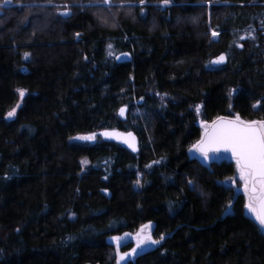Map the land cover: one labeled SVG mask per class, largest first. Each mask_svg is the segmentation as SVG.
<instances>
[{"label": "trees", "instance_id": "trees-1", "mask_svg": "<svg viewBox=\"0 0 264 264\" xmlns=\"http://www.w3.org/2000/svg\"><path fill=\"white\" fill-rule=\"evenodd\" d=\"M197 104L207 122L264 120V0L0 4V264H115L112 237L150 222L165 238L126 264H264V232L221 182L235 161L188 154ZM106 129L137 151L74 139Z\"/></svg>", "mask_w": 264, "mask_h": 264}, {"label": "snow or ice", "instance_id": "snow-or-ice-1", "mask_svg": "<svg viewBox=\"0 0 264 264\" xmlns=\"http://www.w3.org/2000/svg\"><path fill=\"white\" fill-rule=\"evenodd\" d=\"M104 3H109L110 0H103ZM171 0H161L163 6H167ZM10 0H0V4H8ZM140 4H144V0H140ZM23 7V5H21ZM143 12V9H142ZM61 15H70L68 6L65 5V11ZM107 21H105L106 23ZM115 26V25H113ZM79 35V34H77ZM213 37L218 36V33L213 31ZM243 39V37H242ZM242 46V45H241ZM111 49L112 45L109 44ZM29 54H25L27 58ZM109 55H112L109 52ZM224 60V56H220L214 63H220ZM19 95L24 96L25 90L18 89ZM259 102H257L258 104ZM255 107V105H254ZM199 111L200 106H196ZM124 109H120V114H124ZM15 115V109L8 113L9 117ZM103 135H116L117 137H125L124 142L129 144V147H134L135 137L129 133H109L105 131ZM74 139L79 140H93L95 134L87 136H77ZM196 148L205 160L209 159V153H218L223 149L230 152L232 158L235 159L236 169L240 180L243 182V189L247 198L245 207L251 214L254 215L255 220L261 228H264V120H243L237 114L234 118L217 117L208 126L205 123V134L196 145ZM82 163H84L82 161ZM192 181H189L191 184ZM230 207V205H229ZM150 225H142L140 231L137 233V248L146 243L159 244L165 237L161 234L159 240L152 239L150 233L145 234V229ZM117 245V264H121L126 257L136 253L137 249H132L131 253H120L119 247L121 238L119 236L112 237Z\"/></svg>", "mask_w": 264, "mask_h": 264}, {"label": "rangeland", "instance_id": "rangeland-1", "mask_svg": "<svg viewBox=\"0 0 264 264\" xmlns=\"http://www.w3.org/2000/svg\"><path fill=\"white\" fill-rule=\"evenodd\" d=\"M21 96H20V100L18 101V103L10 110V111H12L13 109H15V111H16V109H17V107L20 105V101H21ZM197 105H199L200 106V108H199V111H197V108H196V106ZM196 106H195V110H196V112H197V117H198V119H197V123L199 124V126L201 127V130H202V133L205 131V123L209 126V124H210V122H207V121H205V120H203L202 119V117H201V104H197ZM9 111V112H10ZM8 112V113H9ZM125 112V111H124ZM8 113L6 114V118H12V117H9L8 116ZM124 115V114H123ZM90 134H95V139H93V140H79V139H75V140H78V141H88V142H94L95 140H96V138H97V134H100L101 135V131H99V132H92V133H87V134H80V135H76L75 137H77V136H87V135H90ZM74 137V138H75ZM194 146V145H193ZM193 146H191L190 148H189V150H188V154H189V156L190 157H196V158H198L201 162H203L204 164H206V165H210V162L211 161H220V160H222V159H229L228 157H226L224 154H222V153H212V152H210L209 153V159H207V160H205L204 159V157L201 155V153H199L197 150H196V148H194ZM221 182L224 184V185H226V186H229V187H233L234 188V190H236V191H241L243 194H244V196H245V193H244V189H243V182L240 180V178H239V174H238V172H237V169H236V162H235V173L233 174V175H231V176H229V177H226V178H224V179H222L221 180ZM247 203V198H246V196H245V203H244V212H245V214L247 215V216H249V217H251L252 219H254L255 220V218H254V215L253 214H251L250 212H249V210L245 207V204ZM231 210V207H227V211H230ZM256 221V220H255ZM145 225H150V227L149 228H147V229H145V234H149L150 233V235H151V230H152V227H153V222H150V223H147V224H145ZM261 228V227H260ZM141 229V228H140ZM261 230L264 232V228H261ZM139 231V230H138ZM138 231H135V232H133V234H136V233H138ZM123 234H119L118 236H122ZM151 237H152V235H151ZM153 239V238H152ZM113 242V241H112ZM114 244H116L115 242H113ZM146 245H147V247L148 248H150V247H152V246H154L155 244H151V243H146ZM134 246V244H132V247ZM120 253H123V251H119Z\"/></svg>", "mask_w": 264, "mask_h": 264}, {"label": "water", "instance_id": "water-1", "mask_svg": "<svg viewBox=\"0 0 264 264\" xmlns=\"http://www.w3.org/2000/svg\"><path fill=\"white\" fill-rule=\"evenodd\" d=\"M242 37H243V39L245 38L244 36H241V38H242ZM238 47H239V48L242 47L240 43L238 44ZM222 55L224 56V60H223L222 62H220V63H214V62L217 60V58L220 57V56H222ZM114 60H115V62H117V63L130 62V61L132 60V54H131V52L128 51V50L120 51V52H117V53L114 55ZM225 61H226V56H225V54L220 53L219 55H217L216 57H214V58L211 59V65H212V66H219V65L224 64ZM121 108L124 109V107H121ZM121 108H120V109H121ZM119 115H120V117H122V118L124 117V115H121V114H120V110H119ZM220 117H227V116H220ZM229 118H232V117H229ZM215 120H216V119H215ZM213 121H214V120H213ZM213 121H212V122H213ZM212 122H210L209 126H211ZM105 131H107V132H109V133H129V132H131V133L134 135V133H133L132 131L124 132V131H121V130H118V129H106V130H103V131L101 132V136H102V138H103L104 140L115 141V142L121 144L122 146L128 148L129 150H131V151H133V152H136V151H137V138H136L135 135H134V137H135V141H134V147H135V150H134L133 147H129V144H128V143H125V142H124L125 137H117L116 135H108V136H106V135H103V133H104ZM204 134H205V131L202 133V135H201V137H200V139H199L198 141L201 140V138L204 136ZM198 141H197V142H198ZM197 142L195 143V145L197 144ZM196 150H197V149H196ZM197 151H198V150H197ZM198 152H199V151H198ZM199 153H200V152H199ZM219 153H222V154H224L226 157H228L230 160L235 161V159L232 158L230 152H226V151H224L223 149H221V151H220ZM139 231H140V229H139ZM139 231H138V232H139ZM119 237H120V236H119ZM136 237H137V233H136V234H132V233H130V232H126V233H124V234L120 237V238H121V243H124V242L129 241V240L135 242L134 246H133L130 250L126 251L127 253H131L132 249H134V248L137 249V251H136L135 254L126 257L123 261H121V264H126L128 260L133 259L137 254H139V253H141L142 251L148 249V247H147L146 244H144V245H142L141 247L137 248V239H136ZM111 241L115 242L113 239H111ZM115 243H116V242H115ZM121 243H120V244H121ZM126 252H123V253H126ZM115 264H117V261H116Z\"/></svg>", "mask_w": 264, "mask_h": 264}, {"label": "flooded vegetation", "instance_id": "flooded-vegetation-1", "mask_svg": "<svg viewBox=\"0 0 264 264\" xmlns=\"http://www.w3.org/2000/svg\"><path fill=\"white\" fill-rule=\"evenodd\" d=\"M135 244V242H133Z\"/></svg>", "mask_w": 264, "mask_h": 264}]
</instances>
